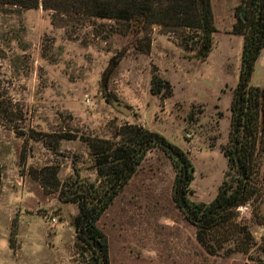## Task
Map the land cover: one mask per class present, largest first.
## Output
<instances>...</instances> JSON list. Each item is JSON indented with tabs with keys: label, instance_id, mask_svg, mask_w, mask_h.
<instances>
[{
	"label": "rangeland",
	"instance_id": "rangeland-1",
	"mask_svg": "<svg viewBox=\"0 0 264 264\" xmlns=\"http://www.w3.org/2000/svg\"><path fill=\"white\" fill-rule=\"evenodd\" d=\"M216 28L209 55L188 58L198 53L201 30L157 23L140 30L42 5L0 4V264H100L78 239V205L61 191L76 178L96 179L88 142L116 141L122 126L140 124L181 147L195 166L190 199L216 197L229 168L224 150L233 146L231 103L244 45L228 21ZM120 54L107 84L131 106L128 116L104 93L105 73ZM155 73L171 83L167 97L152 93ZM251 84L264 86V49ZM64 132L72 138L61 139ZM176 176L163 150L147 153L97 222L109 264H264V182L257 199L234 211L254 239L210 231L203 245L174 200Z\"/></svg>",
	"mask_w": 264,
	"mask_h": 264
},
{
	"label": "trees",
	"instance_id": "trees-1",
	"mask_svg": "<svg viewBox=\"0 0 264 264\" xmlns=\"http://www.w3.org/2000/svg\"><path fill=\"white\" fill-rule=\"evenodd\" d=\"M0 4L23 9L42 5L45 10L61 14L115 19L140 30L150 23L201 30L198 53L203 51V58L211 51L216 31L209 0H205L204 6L198 0H0ZM236 17L232 31L244 37V45L240 78L231 103L230 139L233 146L229 151L224 150L229 168L223 185L210 203L191 200L189 193L195 178V166L186 151L165 135L140 124L122 126L116 133V141L98 139L88 142L96 179L76 178L69 190L61 191V196L65 202L78 205L79 212L74 221L78 239L92 250V257L100 264H109L110 257L107 236L97 222L135 174L147 153L155 148L163 150L172 160L177 171L174 200L187 220L196 226L197 237L203 245L205 235L210 231H224L227 239L233 233L243 239H254L247 227L235 220L234 211L257 199L261 193L260 185L264 182V86L251 84L256 61L264 49V0H242ZM120 60L121 54L113 58L104 83L108 82ZM171 90V83L155 73L152 93L167 97ZM58 136L61 139L72 138L65 132ZM50 171L53 179L59 182L58 167H51ZM1 175L0 165V179ZM48 184L42 183L44 187H49ZM55 188L59 189L57 184ZM15 233L16 228L13 235Z\"/></svg>",
	"mask_w": 264,
	"mask_h": 264
},
{
	"label": "crops",
	"instance_id": "crops-1",
	"mask_svg": "<svg viewBox=\"0 0 264 264\" xmlns=\"http://www.w3.org/2000/svg\"><path fill=\"white\" fill-rule=\"evenodd\" d=\"M210 3L215 27L217 24L228 21L233 28L236 22L235 10L241 0H210Z\"/></svg>",
	"mask_w": 264,
	"mask_h": 264
},
{
	"label": "water",
	"instance_id": "water-1",
	"mask_svg": "<svg viewBox=\"0 0 264 264\" xmlns=\"http://www.w3.org/2000/svg\"><path fill=\"white\" fill-rule=\"evenodd\" d=\"M199 2L202 3V5L204 6L205 4V0H198ZM246 6V5H245ZM242 14L243 16H245L246 12H245V8H243L242 10ZM205 56L204 52L201 51L199 53H197L196 55H194V58H203ZM104 93L106 95V97L109 99L111 105L113 106V108L121 113H123L124 115H130L132 112V108L130 105H128L125 102H122L115 94L111 93L109 88H108V84L104 83Z\"/></svg>",
	"mask_w": 264,
	"mask_h": 264
},
{
	"label": "built area",
	"instance_id": "built-area-1",
	"mask_svg": "<svg viewBox=\"0 0 264 264\" xmlns=\"http://www.w3.org/2000/svg\"><path fill=\"white\" fill-rule=\"evenodd\" d=\"M88 102L90 103V100H88ZM53 222H54V223H56V222H57V220H56V219H53Z\"/></svg>",
	"mask_w": 264,
	"mask_h": 264
}]
</instances>
